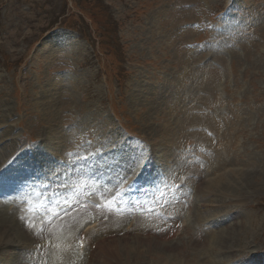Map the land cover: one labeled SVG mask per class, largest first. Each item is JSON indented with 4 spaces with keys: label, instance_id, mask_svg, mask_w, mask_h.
Listing matches in <instances>:
<instances>
[{
    "label": "rangeland",
    "instance_id": "374dc122",
    "mask_svg": "<svg viewBox=\"0 0 264 264\" xmlns=\"http://www.w3.org/2000/svg\"><path fill=\"white\" fill-rule=\"evenodd\" d=\"M0 176V264H264V0H0Z\"/></svg>",
    "mask_w": 264,
    "mask_h": 264
},
{
    "label": "snow or ice",
    "instance_id": "6c2138e0",
    "mask_svg": "<svg viewBox=\"0 0 264 264\" xmlns=\"http://www.w3.org/2000/svg\"><path fill=\"white\" fill-rule=\"evenodd\" d=\"M122 148H123L122 144H120L117 141H113L112 142V148L110 149V152L119 156ZM140 148H141V151L136 155L130 156L129 161L131 162V164H137L138 166H140L142 168V165H139L138 162L141 159H143V151H144L143 145H141ZM69 156L73 157V158L68 159V160L58 161V165L64 166L69 173H72V172H78V173L91 172L99 166L96 162L95 155L91 152H87L83 155H81L80 153H70ZM116 163L118 164L119 161H116ZM131 164H130V168L133 172H135V168L131 167ZM102 174L103 173H100V175H102ZM0 179H2V176H0ZM122 179H123V177H122ZM61 186H63V185H61ZM105 191H107V188H105ZM99 194L101 196V199L105 200L104 207L108 211H111L112 210L111 209V203H115L116 199L119 198V193H117V195L112 198L111 203L108 202V199H107V196L105 195V192H100ZM96 207L100 208L101 205L98 204V205H96Z\"/></svg>",
    "mask_w": 264,
    "mask_h": 264
},
{
    "label": "bare ground",
    "instance_id": "6f19581e",
    "mask_svg": "<svg viewBox=\"0 0 264 264\" xmlns=\"http://www.w3.org/2000/svg\"><path fill=\"white\" fill-rule=\"evenodd\" d=\"M82 232V231H81ZM88 232V230L86 231V233ZM85 233V234H86ZM105 238H106V236L105 237H101L100 239L98 238V239H96V240H98L97 242H99L100 240H105ZM73 242V241H72ZM55 246H56V248L58 249V251H60V252H58L59 254H52V256H53V262L55 263V264H62V263H64V261H65V263L68 261V257H67V249H68V246L66 245V244H63V243H57V244H55ZM2 249V248H1ZM56 249V250H57ZM65 249V250H64ZM8 252V251H7ZM39 255V254H38ZM40 255H43V254H41L40 253ZM9 257V256H8ZM52 259V258H51ZM52 261H50V263H51ZM69 264V263H68Z\"/></svg>",
    "mask_w": 264,
    "mask_h": 264
}]
</instances>
